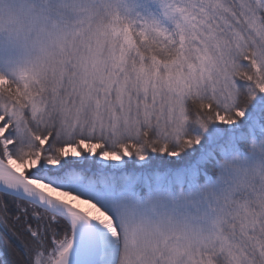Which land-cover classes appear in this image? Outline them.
<instances>
[{"label": "snow or ice", "instance_id": "6c2138e0", "mask_svg": "<svg viewBox=\"0 0 264 264\" xmlns=\"http://www.w3.org/2000/svg\"><path fill=\"white\" fill-rule=\"evenodd\" d=\"M0 264H264V0H0Z\"/></svg>", "mask_w": 264, "mask_h": 264}]
</instances>
